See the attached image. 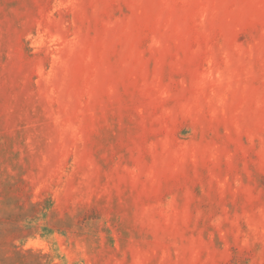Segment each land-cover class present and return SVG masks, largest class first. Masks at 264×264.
Returning a JSON list of instances; mask_svg holds the SVG:
<instances>
[{"label":"rangeland","instance_id":"1","mask_svg":"<svg viewBox=\"0 0 264 264\" xmlns=\"http://www.w3.org/2000/svg\"><path fill=\"white\" fill-rule=\"evenodd\" d=\"M0 264H264V0H0Z\"/></svg>","mask_w":264,"mask_h":264}]
</instances>
